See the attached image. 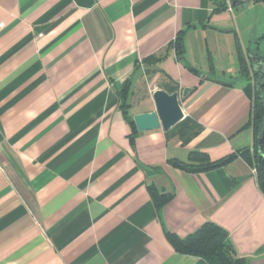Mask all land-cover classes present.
<instances>
[{"label": "crops", "instance_id": "1", "mask_svg": "<svg viewBox=\"0 0 264 264\" xmlns=\"http://www.w3.org/2000/svg\"><path fill=\"white\" fill-rule=\"evenodd\" d=\"M215 8L213 0H0V264H204L177 252L166 231L185 237L207 221L229 232L248 264H264L253 165L242 156L198 172L177 164L192 151L217 161L255 142L254 95L231 81L239 47L251 66L252 51ZM181 30L182 57L169 48ZM161 53L155 65L144 61ZM143 78L190 88L181 104L199 126L188 142L174 127L134 129L129 116L155 109L150 89L154 106L145 93L133 110ZM152 185L172 195L161 208Z\"/></svg>", "mask_w": 264, "mask_h": 264}, {"label": "trees", "instance_id": "2", "mask_svg": "<svg viewBox=\"0 0 264 264\" xmlns=\"http://www.w3.org/2000/svg\"><path fill=\"white\" fill-rule=\"evenodd\" d=\"M216 4V11H225L229 9L228 0H213ZM231 1V0H230ZM244 2V0H242ZM254 2L264 1V0H253ZM231 5V3H230ZM232 7V5H231ZM184 31H179L175 40H173L169 48H174L177 52V55L182 57L186 51L185 40H184ZM261 39L264 41V34ZM239 64H240V72L244 75H248L249 66L248 59L244 54L243 50L239 47ZM166 57V53L161 54H153L149 57L145 58L144 61L148 65H155L162 61ZM195 73L198 71L192 66L189 67ZM252 68V66H251ZM253 76L259 77V73L253 71ZM258 84V83H257ZM163 89L172 93L177 91L178 86L172 85L171 83L164 82ZM247 92L253 96L251 91L245 87ZM263 96H264V85L262 88ZM131 93V83L125 82L122 87V107L127 113L131 104L128 102L129 94ZM254 97L253 107H252V119L251 126H253L255 131V142L253 148H246L239 150L227 157H224L217 161H212L208 154L203 151H192L189 157V162L179 163L180 166H183L187 170L198 172L202 170H207L210 168H215L218 166H223L233 160L238 156L244 157L248 160L256 171V177L259 184V188L264 193V144L262 149L258 148V135L264 128V100L259 95L257 87H256V98ZM128 119L130 123L133 125L134 129H136L135 122L132 116H129ZM198 123L194 121L191 117L187 116L184 120H182L178 125H176L173 129L177 134H179L182 138H184L185 142H188L191 137L197 133L196 128L198 127ZM155 204L158 208L163 207L169 200L172 198L170 193L160 192L156 186L149 187ZM167 238L175 248L177 252L183 254H191L199 256L203 259L204 264H248L245 257L239 256L237 253L229 232L213 221H207L202 226H200L197 230L190 233L189 235L182 237L170 230L166 231Z\"/></svg>", "mask_w": 264, "mask_h": 264}, {"label": "rangeland", "instance_id": "3", "mask_svg": "<svg viewBox=\"0 0 264 264\" xmlns=\"http://www.w3.org/2000/svg\"><path fill=\"white\" fill-rule=\"evenodd\" d=\"M228 3L229 8H231L230 0H228ZM226 11L232 18V25L239 30V40L241 44L246 47L247 50L251 48L253 54L264 57V41L261 39L262 35L264 34V1L254 2L253 0H244V2L239 7H232ZM218 61L219 67L225 66L226 58L224 55H220ZM248 63L250 66L249 59ZM231 81H240V83L247 87L256 98L257 77L253 76L251 66L249 68L248 75L238 72L232 77ZM160 86V80H145L143 78L142 82H140V85L137 88L135 97L132 98L133 110L139 107V105H143V95H145V93H148L149 98L148 101H146V104L150 103V105L153 107L154 103L151 96L152 94L149 92L150 89H159ZM173 131L175 130L173 129Z\"/></svg>", "mask_w": 264, "mask_h": 264}, {"label": "water", "instance_id": "4", "mask_svg": "<svg viewBox=\"0 0 264 264\" xmlns=\"http://www.w3.org/2000/svg\"><path fill=\"white\" fill-rule=\"evenodd\" d=\"M232 7H239L242 0H231ZM252 62L253 71L259 73L257 81V90L264 100L262 88L264 85V57L257 54L249 53ZM190 92V88H184L182 94L180 90L172 93L165 89L159 88L153 92V100L155 110L135 114L133 119L138 131H148L162 127L165 131L171 130L185 119L186 113L181 104V96L186 97ZM264 144V128L258 135V148L262 149Z\"/></svg>", "mask_w": 264, "mask_h": 264}]
</instances>
